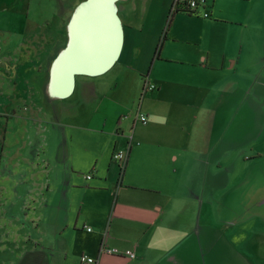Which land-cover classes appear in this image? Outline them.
Instances as JSON below:
<instances>
[{
    "label": "crops",
    "instance_id": "obj_1",
    "mask_svg": "<svg viewBox=\"0 0 264 264\" xmlns=\"http://www.w3.org/2000/svg\"><path fill=\"white\" fill-rule=\"evenodd\" d=\"M19 1L0 0V264H262L234 207L244 193L264 204L257 1L212 0L170 24L172 0H55L41 22ZM86 9L107 66L94 74L71 61ZM130 69L143 92L145 77L157 85L137 108L109 95Z\"/></svg>",
    "mask_w": 264,
    "mask_h": 264
},
{
    "label": "rangeland",
    "instance_id": "obj_2",
    "mask_svg": "<svg viewBox=\"0 0 264 264\" xmlns=\"http://www.w3.org/2000/svg\"><path fill=\"white\" fill-rule=\"evenodd\" d=\"M175 0H172V3ZM257 4L253 5V3L250 5V8H253V6H255L258 10L257 15H256V23H259L260 20H262V17H258V13L261 12V10L264 9V6L259 4V0H256ZM220 3V0L217 1V3ZM56 1L55 0H30V1H25V3H23V1H19L18 2V6L17 7H21L22 9H25L27 11L30 12V18L33 21L38 20L39 22L43 21V17L45 15H51L52 13H54V7L56 6ZM208 5L211 6L212 5V0L207 1V9H208ZM210 9V7H209ZM211 10V9H210ZM264 11V10H263ZM260 18V20H258ZM251 32L249 31L250 35ZM255 40L257 42H261L262 39L260 37V34L257 31H253ZM83 34H81L82 36ZM118 70H120V67H116L114 70H112L110 73H108L106 76H104V78L107 79H115L118 78L117 77V73ZM165 69L162 68L161 66H158L154 71V75H158L164 74ZM148 73V72H146ZM145 74V73H144ZM183 78L185 79L186 76H183ZM141 73H136L135 71H133L132 69L130 70H126L123 73V76L120 78V80H122L123 82H119V85H117L116 88H112L110 90V94L114 99H118V96L121 98L122 102L125 103L128 106H132L134 108H137V104L139 101H141L143 94H145V98L146 100L150 101L151 98L153 97V95H157V90L155 91H151V90H146V92L142 90L141 86ZM145 80L148 78H144ZM110 80V82H111ZM109 91V90H108ZM190 95V92H189ZM253 96V95H252ZM111 97V98H112ZM141 98V99H140ZM133 101V103H132ZM110 112V111H109ZM111 113H109L110 115ZM110 125L112 126V123H109L108 128L110 127ZM264 141V134L261 135V138ZM107 141V139H106ZM2 142V138H0V144ZM117 151V149H116ZM264 168V166H263ZM257 174V175H256ZM254 176L260 181L259 183L261 184V186H263V191L264 192V169H257V171L255 172ZM251 181H249L247 184L251 183ZM88 192H90L88 190ZM248 194L244 193V195H240L237 196L239 199V204L234 205L235 209L237 210V218H239V216L241 215L242 217V245L244 247H251V251L254 252V249H257V255H259L260 260H262V264H264V213L261 215V212H264V204L263 207H253V203L251 198H248ZM232 201V200H231ZM233 203H235V201H233ZM251 206V207H250ZM250 207V208H248ZM228 209V207H227ZM259 210H261V212L259 213V217L257 219H253L250 218L252 216V213L257 214V212ZM232 212L231 210L228 212L230 213ZM228 218V217H225ZM234 218V217H233ZM255 221V227L252 226V224L250 223V220ZM251 220V221H252ZM252 228V231L250 230ZM83 236V235H82ZM252 236V238H251ZM257 242V243H256ZM257 245H256V244ZM258 257V256H257Z\"/></svg>",
    "mask_w": 264,
    "mask_h": 264
},
{
    "label": "bare ground",
    "instance_id": "obj_3",
    "mask_svg": "<svg viewBox=\"0 0 264 264\" xmlns=\"http://www.w3.org/2000/svg\"><path fill=\"white\" fill-rule=\"evenodd\" d=\"M101 7L102 6H100V8ZM82 12H83V10H82ZM82 12H81V10H79V12L77 14V18L78 19L80 18V14L79 13H82ZM83 13L84 14L81 16L80 21H78V19H77V22L76 23L74 22L75 33H77V36H76L75 40L77 42L79 40H82V41H84L85 43H88V44L87 45L85 44L84 46H82L77 51H74L73 53H71V56H72L71 61L74 62V64H76L77 66H80L78 68H82V70L88 68L90 66L89 64H96V63L99 64L102 61V58H100V56H101V53H100V49H101L100 48L101 47L100 39H102V38L97 37L96 41L98 43L93 44L92 43V39H94L97 35H94V36L90 35L92 33V32H90V34L88 36V34H87L88 30L85 31V28H87V26L89 27L88 24L90 22L93 23V19L91 18V13H93L94 16L97 13H96V11L92 12V11H89L88 9H86V11L84 10ZM97 22H98V20H97ZM90 30H92V29H90ZM83 31H85V32L81 36ZM106 57H107V55H106ZM96 58H99L98 59L99 62H93V61H95ZM99 71H101V70L100 69L96 70L94 72H91V74L97 73Z\"/></svg>",
    "mask_w": 264,
    "mask_h": 264
},
{
    "label": "built area",
    "instance_id": "obj_4",
    "mask_svg": "<svg viewBox=\"0 0 264 264\" xmlns=\"http://www.w3.org/2000/svg\"><path fill=\"white\" fill-rule=\"evenodd\" d=\"M181 5H185V8L199 13V10H201L202 7L206 6L207 0H175L174 5H177L178 7ZM204 16H208L207 12L203 13ZM156 84L149 81V79L145 80V86L144 90H154L156 88ZM147 115L145 113H139V115L136 117L137 120H140L141 122L147 121ZM113 158L116 161H124L127 158V152L124 151H114ZM92 177L91 174L86 176V179H90ZM108 252H113L115 254H123L118 250H115L113 248L106 249ZM126 254H129L130 257H135L136 254L133 251L126 250ZM98 259L95 256H91L87 253H83L80 255L79 262L80 264H97Z\"/></svg>",
    "mask_w": 264,
    "mask_h": 264
},
{
    "label": "trees",
    "instance_id": "obj_5",
    "mask_svg": "<svg viewBox=\"0 0 264 264\" xmlns=\"http://www.w3.org/2000/svg\"><path fill=\"white\" fill-rule=\"evenodd\" d=\"M176 12L187 13V14H196V12H193V11H190V10L186 9V8H185V5H181V4H180V6L178 7L177 5H174V4H173V9L171 10V12H170V16H169V24H170V22H171V20H172L173 15H174ZM167 28H168V25H167ZM164 34H165V32H164ZM164 37H165V36H164ZM164 37L162 36V40H163ZM160 44H161V41L159 42V45H160Z\"/></svg>",
    "mask_w": 264,
    "mask_h": 264
},
{
    "label": "water",
    "instance_id": "obj_6",
    "mask_svg": "<svg viewBox=\"0 0 264 264\" xmlns=\"http://www.w3.org/2000/svg\"><path fill=\"white\" fill-rule=\"evenodd\" d=\"M111 2H109V4H110ZM112 4H110V6H111ZM97 66V65H96ZM95 66V64L94 65H92L91 67L89 66L88 68H86V69H83V70H85V71H87V72H89V73H91V72H94V71H96V70H105V68L107 67V66H105L104 68L103 67H96ZM76 70H79V71H83L82 70V68H78V69H76Z\"/></svg>",
    "mask_w": 264,
    "mask_h": 264
}]
</instances>
